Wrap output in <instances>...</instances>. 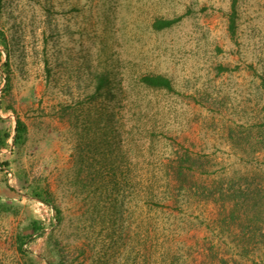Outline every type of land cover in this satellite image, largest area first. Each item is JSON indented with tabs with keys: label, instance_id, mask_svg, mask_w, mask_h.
<instances>
[{
	"label": "rangeland",
	"instance_id": "374dc122",
	"mask_svg": "<svg viewBox=\"0 0 264 264\" xmlns=\"http://www.w3.org/2000/svg\"><path fill=\"white\" fill-rule=\"evenodd\" d=\"M263 81L264 0H0V264H264Z\"/></svg>",
	"mask_w": 264,
	"mask_h": 264
},
{
	"label": "trees",
	"instance_id": "16d2710c",
	"mask_svg": "<svg viewBox=\"0 0 264 264\" xmlns=\"http://www.w3.org/2000/svg\"><path fill=\"white\" fill-rule=\"evenodd\" d=\"M178 18H172V19H156L152 26L153 28L160 30L166 27H170L172 24L177 22ZM141 83L145 86L152 87V88H164L167 90H173V86L166 76L162 74H146L140 77L139 79ZM262 85L264 87V81L262 82ZM26 132V126L23 123V121L19 118H16L15 120V127H14V135L13 140L15 143L20 142L24 139ZM172 175L174 177L180 176L183 174L184 167L181 163H177L171 167ZM41 195L40 193H38ZM9 208L8 205H1L0 209H7Z\"/></svg>",
	"mask_w": 264,
	"mask_h": 264
}]
</instances>
